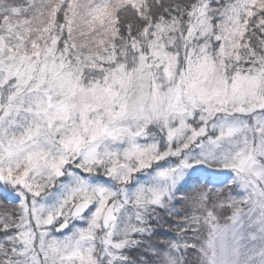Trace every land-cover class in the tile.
<instances>
[{
    "label": "snow or ice",
    "instance_id": "obj_1",
    "mask_svg": "<svg viewBox=\"0 0 264 264\" xmlns=\"http://www.w3.org/2000/svg\"><path fill=\"white\" fill-rule=\"evenodd\" d=\"M0 264H264V0H0Z\"/></svg>",
    "mask_w": 264,
    "mask_h": 264
}]
</instances>
